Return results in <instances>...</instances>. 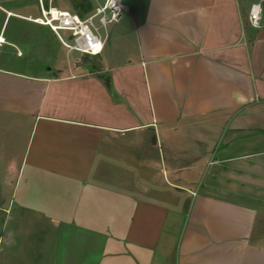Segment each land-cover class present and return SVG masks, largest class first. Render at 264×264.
<instances>
[{
  "label": "crops",
  "instance_id": "0c3cea01",
  "mask_svg": "<svg viewBox=\"0 0 264 264\" xmlns=\"http://www.w3.org/2000/svg\"><path fill=\"white\" fill-rule=\"evenodd\" d=\"M258 2L125 0L59 68L0 0V264H264Z\"/></svg>",
  "mask_w": 264,
  "mask_h": 264
},
{
  "label": "built area",
  "instance_id": "2783aa9c",
  "mask_svg": "<svg viewBox=\"0 0 264 264\" xmlns=\"http://www.w3.org/2000/svg\"><path fill=\"white\" fill-rule=\"evenodd\" d=\"M126 5L123 0H105L102 5L94 8L83 16L75 12L58 11L55 9L40 11L35 23L46 26L64 47L66 53L75 52L89 57H98L103 50L104 37L99 31L117 23ZM261 1L250 6L248 23L259 28L261 22ZM0 38V45L3 44Z\"/></svg>",
  "mask_w": 264,
  "mask_h": 264
},
{
  "label": "rangeland",
  "instance_id": "374dc122",
  "mask_svg": "<svg viewBox=\"0 0 264 264\" xmlns=\"http://www.w3.org/2000/svg\"><path fill=\"white\" fill-rule=\"evenodd\" d=\"M89 1V0H88ZM125 2V0H123ZM249 2H258L259 0H248ZM92 4L94 6H97L98 3L101 5L103 3V0H91ZM48 6H52L51 8H56L59 10H66L69 12H74L70 6V0H47ZM90 3V2H89ZM91 10L93 8L91 7ZM36 16H40L38 10H36L35 13ZM13 23L16 24L15 21L11 20L9 23L8 29L13 25ZM17 24H20L18 27V30H24L28 34H40L41 35V43L43 48L48 49L49 51H53V53H56L57 58V65L59 68L65 67L67 64L71 63L72 60L75 58V61L79 62L80 64L84 65L85 67H95L97 64V61L93 59V57H85L84 55H80L75 52L66 53V50L59 44L57 39L48 31V28L42 27L41 30H38L39 28L27 24L24 22H17ZM21 28V29H20ZM102 37H104V30L101 29L99 31ZM39 35V36H40ZM204 138V137H203Z\"/></svg>",
  "mask_w": 264,
  "mask_h": 264
},
{
  "label": "trees",
  "instance_id": "16d2710c",
  "mask_svg": "<svg viewBox=\"0 0 264 264\" xmlns=\"http://www.w3.org/2000/svg\"><path fill=\"white\" fill-rule=\"evenodd\" d=\"M45 2V7H46ZM70 6L72 10L80 16L85 15L91 11V5L88 0H70ZM85 57H88L85 55Z\"/></svg>",
  "mask_w": 264,
  "mask_h": 264
},
{
  "label": "bare ground",
  "instance_id": "6f19581e",
  "mask_svg": "<svg viewBox=\"0 0 264 264\" xmlns=\"http://www.w3.org/2000/svg\"><path fill=\"white\" fill-rule=\"evenodd\" d=\"M41 24V22H39Z\"/></svg>",
  "mask_w": 264,
  "mask_h": 264
}]
</instances>
